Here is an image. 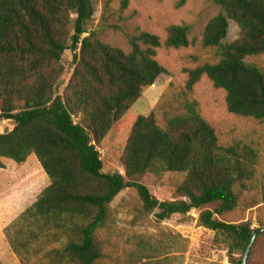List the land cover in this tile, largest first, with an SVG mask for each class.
I'll return each mask as SVG.
<instances>
[{"label": "trees", "instance_id": "1", "mask_svg": "<svg viewBox=\"0 0 264 264\" xmlns=\"http://www.w3.org/2000/svg\"><path fill=\"white\" fill-rule=\"evenodd\" d=\"M210 1L219 11L207 22L202 45L216 48L219 60L189 69L186 89L206 75L225 91L229 112L264 121V70L245 60L264 54V0ZM94 11L93 0H0V119L14 124L0 133V167L5 159L24 164L34 153L50 179L5 228L11 247L24 260L30 243L41 239L43 246L56 244L45 253L49 264H98L105 253L96 234L108 221L110 204L134 187L144 208L160 220L198 210L199 224L226 236L230 256L241 264L259 228L215 215L237 204L235 162L253 163L256 154L248 146L243 153L238 145L221 147L196 100L185 101L183 113L165 117V127L153 112L136 117L121 155L124 174L103 171L97 148L144 88L166 72L157 49L190 44L188 25H171L164 41L137 29L127 35L125 51L87 29ZM231 21L240 37L226 41ZM69 49L75 67L60 93L62 56ZM148 172L183 173L176 188L180 198L155 197L140 181ZM211 203L214 209L204 208Z\"/></svg>", "mask_w": 264, "mask_h": 264}, {"label": "rangeland", "instance_id": "2", "mask_svg": "<svg viewBox=\"0 0 264 264\" xmlns=\"http://www.w3.org/2000/svg\"><path fill=\"white\" fill-rule=\"evenodd\" d=\"M93 6L95 11L87 29L97 31L102 41L125 51L130 48L127 35L138 32L137 29L157 34L164 41L171 25L186 24L190 39L187 47L162 45L157 49L156 59L166 72L144 88L141 97L97 147L103 171L125 173L121 155L138 115L153 112L158 124L165 127V117L183 113L185 101L196 100L200 113L215 129L221 147L238 145V153H243V147L248 146L256 154L253 163L243 158L235 162L237 204L215 217L230 223L249 222L254 229L264 227V121L229 112L225 91L216 88L206 75L192 91L186 89L189 69L219 60L216 48L202 45L204 28L219 11L218 6L210 0H128L127 4L124 0H93ZM239 37L240 28L231 21L226 41ZM245 60L264 70V54L247 56ZM62 64L60 93L75 67L70 49L63 53ZM13 126V121L0 119V133L10 131ZM4 165L0 167V264H49L50 257L45 253L55 243L43 246L41 239L32 241L21 260L11 247L5 228L36 200L50 179L34 153L24 164L5 159ZM183 179V173L148 172L140 181L158 199L175 200L180 198L176 188ZM215 207L216 203H211L204 208ZM155 212L144 208L134 187L123 189L110 204L107 223L96 234L104 243L105 253L98 264H236L229 253V239L200 225L198 210L164 220L158 219ZM239 255L236 252L234 259ZM247 264H264V231L257 235Z\"/></svg>", "mask_w": 264, "mask_h": 264}, {"label": "water", "instance_id": "3", "mask_svg": "<svg viewBox=\"0 0 264 264\" xmlns=\"http://www.w3.org/2000/svg\"><path fill=\"white\" fill-rule=\"evenodd\" d=\"M262 231H264V227L257 229V230L252 234V237H251V239H250V241H249V243H248V246H247V248H246V250H245V252H244V255H243L242 263H241V264H247L248 257H249L250 251H251V249H252V246H253V244H254V242H255V239H256L257 235H258L260 232H262Z\"/></svg>", "mask_w": 264, "mask_h": 264}, {"label": "built area", "instance_id": "4", "mask_svg": "<svg viewBox=\"0 0 264 264\" xmlns=\"http://www.w3.org/2000/svg\"><path fill=\"white\" fill-rule=\"evenodd\" d=\"M100 152V151H99Z\"/></svg>", "mask_w": 264, "mask_h": 264}]
</instances>
